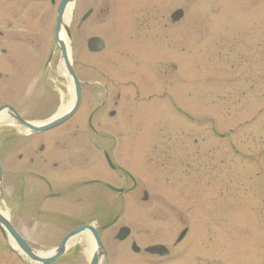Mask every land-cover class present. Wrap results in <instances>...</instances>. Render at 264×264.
<instances>
[{"label": "rangeland", "instance_id": "obj_1", "mask_svg": "<svg viewBox=\"0 0 264 264\" xmlns=\"http://www.w3.org/2000/svg\"><path fill=\"white\" fill-rule=\"evenodd\" d=\"M90 8L94 13L73 32L74 49L69 50L78 61L79 77L100 80L105 73L123 83V92L139 88L141 97L155 93L158 99H131L122 128L109 132L125 141V166L149 194L142 208L149 211L148 220L126 210L123 223L136 232L149 230L146 242L172 245L181 225L164 204L174 208L179 220L184 214L190 230L180 259L169 264H264V0H78L75 16L79 19ZM179 9L183 18L173 23L170 16ZM149 17L155 20L152 35L146 36L139 29ZM94 36L106 43L96 55L86 46ZM48 54L44 49L36 69L45 78L44 91L52 87L68 94L61 107L65 110L72 84L63 63L54 72L41 67H46ZM149 61L156 64L150 85L140 76ZM90 90H84L86 112ZM18 92L30 104L40 97L30 89ZM4 98L0 91V104ZM30 113L32 119H44L54 107ZM14 121L8 117L0 125L2 151L11 142L13 131L6 130ZM3 160L0 212L35 242L37 253L46 255L54 243L41 244L38 228L28 230L24 222V160L9 157V152ZM9 248L0 233V264H35ZM71 254L55 264H86L83 251ZM115 261L130 264L124 257Z\"/></svg>", "mask_w": 264, "mask_h": 264}, {"label": "flooded vegetation", "instance_id": "obj_2", "mask_svg": "<svg viewBox=\"0 0 264 264\" xmlns=\"http://www.w3.org/2000/svg\"><path fill=\"white\" fill-rule=\"evenodd\" d=\"M61 1L0 0V91L6 97L0 107H8L9 119L15 120L14 116L18 115L27 122L41 123L50 116L32 119L30 111H40L48 105L50 108L54 107L55 113L66 101L68 94L60 89L56 93L51 86V90H43L46 87L45 78L41 79L36 69L37 63L42 61L40 55L46 48L49 50L45 62L47 70L54 72L61 63L60 51L55 44L57 13ZM94 9L88 10L92 13L85 21L82 20L85 14L79 20L73 12L69 25L72 41L73 32L82 28L93 15ZM147 19L150 20L149 24H146ZM154 20L152 17L143 18L141 25L145 26L139 30L146 36H151ZM26 48L30 51L28 56ZM71 49H74L73 44ZM73 63L78 61L73 60ZM144 65L140 76L143 75L144 83L150 85L148 78L151 75L154 77L156 69L152 67L156 64L149 61ZM41 67L46 69L44 65ZM89 67L94 70L93 65ZM30 71L33 73L31 79ZM42 72L43 69L40 75ZM100 76V80L95 77L88 81L79 77L82 83L81 106L58 127L33 133L20 127L16 120L15 125H9L10 129L6 131H13L9 136L13 139V135L14 139L8 142L6 151L0 149V161L3 163L8 152L9 157L16 156V159L24 160V195L21 204L25 226L28 230L38 228L41 244L48 241L54 243L48 253L57 250L69 236L80 230L79 234L66 240L61 258L71 254L73 250L83 251L87 258L86 264H90L91 258L98 251V264H118L115 259L121 257L130 259V264H140L137 260L143 261V264L150 261L152 264H169L180 259V247L190 232L189 227H186L188 220H185L184 214L179 220L173 207L167 208L162 204L181 225L172 245L160 241L146 242L149 230L139 229L136 232L134 227L123 223L126 210L139 213L140 217L148 220L146 212L149 211L142 208L147 205L149 194L147 189L141 188L134 172L125 166V141L117 138L116 134L109 133L116 126L119 130L122 128L120 124H124L123 116L131 99L152 103L157 94L150 93L141 97L143 93L139 88L134 93L123 92V83H115L105 73ZM119 79L124 77L119 76ZM25 87L30 89L32 96L40 97L32 98L34 101L31 104L19 98L18 90H27ZM85 89H91L88 91L91 96L87 102L90 111L87 112L83 107L88 96ZM144 90L151 92L149 87ZM46 94L49 96L42 98ZM43 99L49 103L44 105ZM123 229H128L129 232H123ZM184 230L187 233L180 240ZM21 235L36 251L35 242L29 240L24 233ZM88 239L92 241L91 249ZM155 246L164 248L154 253L149 252ZM40 249L42 247L39 246Z\"/></svg>", "mask_w": 264, "mask_h": 264}, {"label": "water", "instance_id": "obj_3", "mask_svg": "<svg viewBox=\"0 0 264 264\" xmlns=\"http://www.w3.org/2000/svg\"><path fill=\"white\" fill-rule=\"evenodd\" d=\"M71 1H74V0H63L62 1L61 8L59 10V16H58L56 41L60 46L61 53H62V56L64 58L67 73H68L69 77L71 78V80L74 84V87H75V92H76L75 105L67 115H64L63 117L56 119L54 122L49 123V124H47L43 127H40V128H36V127L24 122L23 120H21V118L19 116L17 117V119L22 124L29 127L30 129H33L35 132L45 131V130L54 128L57 125L63 123L65 120H67L69 117H71L75 113V111L77 110V108L79 107L80 102H81V84H80V81L78 80L77 75H76V73L72 67V64L69 60L67 47H66L65 43L59 38L60 29H61V26L63 25V14H64V11H65L67 4ZM183 15H184V13L182 10L176 11L172 15L173 22H178L179 20H181L183 18ZM65 30L69 35L68 27H65ZM88 48L91 52H100L105 48V44H104L103 40H101L100 38H92L88 41ZM3 109L4 108L0 109V113ZM1 178H2V169H1V165H0V182H1ZM0 229L3 233H5V234L7 233L8 235H10L13 238V240L15 241V243L21 248V250H23L25 253H27L29 255V257L36 262H40L42 264H50L51 262L55 261L57 258H59L63 254L66 241L61 245V247L59 248L57 253H55L51 258L42 259V258L37 257L32 252V250L29 248V246L25 243V241L18 235V233L15 231V229L11 226L9 220L6 219L3 215H1V213H0ZM122 231L123 232L124 231L129 232L128 229H123ZM79 232H80V230L75 232L73 235H76ZM185 233L186 232L182 233L180 240L185 236ZM163 248L164 247L150 248L149 252L154 253L157 251H161ZM97 260H98V256L93 260L92 264H97Z\"/></svg>", "mask_w": 264, "mask_h": 264}, {"label": "bare ground", "instance_id": "obj_4", "mask_svg": "<svg viewBox=\"0 0 264 264\" xmlns=\"http://www.w3.org/2000/svg\"><path fill=\"white\" fill-rule=\"evenodd\" d=\"M72 9H73V5H70L67 9V13H66V22H69L71 20V13H72ZM6 119H7V116L4 114V115H1L0 116V125L1 124H4L6 122ZM88 244H89V248L91 249L92 247V241L88 239ZM90 254V253H89Z\"/></svg>", "mask_w": 264, "mask_h": 264}]
</instances>
